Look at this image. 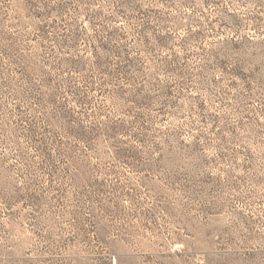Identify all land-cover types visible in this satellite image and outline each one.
<instances>
[{
    "label": "rangeland",
    "instance_id": "1",
    "mask_svg": "<svg viewBox=\"0 0 264 264\" xmlns=\"http://www.w3.org/2000/svg\"><path fill=\"white\" fill-rule=\"evenodd\" d=\"M0 264H264V0H0Z\"/></svg>",
    "mask_w": 264,
    "mask_h": 264
}]
</instances>
